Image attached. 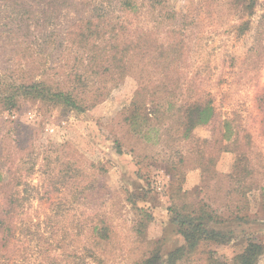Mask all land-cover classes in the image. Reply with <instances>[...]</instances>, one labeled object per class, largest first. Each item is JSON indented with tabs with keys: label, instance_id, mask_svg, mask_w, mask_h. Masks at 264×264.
I'll return each instance as SVG.
<instances>
[{
	"label": "rangeland",
	"instance_id": "374dc122",
	"mask_svg": "<svg viewBox=\"0 0 264 264\" xmlns=\"http://www.w3.org/2000/svg\"><path fill=\"white\" fill-rule=\"evenodd\" d=\"M143 1L129 8L122 0H0V204L11 223L8 237L0 234V264H141L156 252L166 256L184 244L170 207L202 197L218 213L237 206L251 220L218 225L232 235L229 244L204 242L177 264H232L250 242L264 246V0L250 10L245 0ZM174 40L179 55L153 59L146 71L150 59L139 47L163 52ZM130 43L142 72L103 69ZM75 78L87 95L106 94L84 113L16 91L41 81L57 89ZM150 83L158 98L173 93L184 108L210 102L214 118L183 140L171 116L162 132L171 127L169 136H178L165 133L161 145L147 142L146 129L130 133L126 111ZM200 152L215 161L207 193L194 163ZM170 159L186 167L173 175ZM255 264H264V250Z\"/></svg>",
	"mask_w": 264,
	"mask_h": 264
},
{
	"label": "trees",
	"instance_id": "16d2710c",
	"mask_svg": "<svg viewBox=\"0 0 264 264\" xmlns=\"http://www.w3.org/2000/svg\"><path fill=\"white\" fill-rule=\"evenodd\" d=\"M157 1L158 2L153 0H145L143 3L146 4L148 2H152V5H157L160 3V0ZM245 1L249 4V6H246V9H252L253 5L255 4V0ZM121 6L132 8L134 4L132 0H122ZM79 32L80 34H78L77 37H85L83 28H80ZM169 32L172 34H178L175 29L171 31L169 30ZM173 39V37H170V40ZM134 48H136V46H133L132 43L126 45L125 48L123 47L121 52L119 49L115 48L116 52L112 54L108 66L105 68L103 67V69L110 67V70L118 71L117 74L120 77L127 75L130 72L133 73V69L138 68L132 62V50ZM139 48L143 58L148 56L150 59L149 61L145 62L146 64H144L146 71H148V65H153V59H162L164 57L169 59V54L171 55L172 53H177L179 55L181 52L180 42H176L175 40L170 43L168 50L161 48L163 52H159V49H155L152 44H146ZM120 53H122L121 56H119ZM90 61L96 64L98 62V55L94 54L90 58ZM91 67H93V65ZM142 68L143 67L138 68L140 72H142ZM101 70L102 68L97 67L95 73L99 74V71ZM101 82L106 83L105 80ZM82 83L83 81H81V78H75L69 83V85L62 84L58 86L59 88L54 89L51 88L46 82L41 81L29 86H19L16 91L26 96L53 101L55 103L57 102L63 104L67 108H72L78 112L84 113L93 107V105L96 104V102H98L101 98L105 97L106 94L101 95L98 93L89 96L87 95L88 92L85 90H79L80 87H83ZM160 85L164 86V84ZM101 88L103 89V87ZM157 93L158 86H154L151 83L142 85V87L135 93L129 111H126V115L124 116V122L128 125L130 133L141 137L143 129H146L149 132L144 136L147 142L151 143L152 139H154L155 143H159L160 145L164 144L165 133H167V136L169 139H172V141L175 140V137L178 135H180L181 139L187 140L192 136L190 133L191 130L193 131L200 125L208 124L214 118V109L210 102H192V104H189L184 108V106H178L176 104V97L173 93H168L161 98L157 97ZM10 100L11 98L4 99L6 103ZM148 104H153V108H155L152 109V113L147 112ZM171 116H177V122L179 123V129L181 132L179 134L175 133L169 136L171 127H168L163 133L162 131L164 128H162V125L163 121L169 120ZM228 124L229 123H226L224 128H229ZM224 136L225 135L223 134V138ZM121 145L122 143L119 140L115 141V152L117 156L123 155V151L120 150ZM162 146L164 147V145ZM171 146L173 147L172 152L175 154V147L172 144ZM194 157V163H196V165H198L202 170L201 191H205L207 193L208 184L216 172L214 166L215 161L213 158L206 157L202 152L195 154ZM171 163V172L174 173H172L173 175L178 174L177 172L180 171V166L186 167L182 164H178V167L177 163L173 160H171ZM181 187H176L177 193L182 192ZM246 191H248V188H245L241 191V196L245 194ZM187 194L189 193L185 191L182 193V196ZM205 199V197L191 198L182 205L177 204L174 201L173 205L169 209V213L171 215L170 222L175 227L178 234L183 238L184 244L177 247L166 256L156 252L141 264H177L178 262L191 258L195 253L199 252L198 250L204 242L212 243L214 245L229 244L232 240V235L218 229L217 226L231 223L248 224L251 220L250 216L240 214V208L237 206L234 208L229 207L230 210L226 213H218L217 210L211 206V203H207ZM9 214L10 210L5 205L0 204V234L5 238L8 237V234L11 231ZM106 231L107 230L105 228L100 230V232ZM263 250V244L260 245L250 242L246 247V250L239 257H237L232 264H255L257 257L262 253ZM202 254H204V252ZM208 255L212 258L213 254L210 252V250ZM212 264H218L217 260L216 262L212 261Z\"/></svg>",
	"mask_w": 264,
	"mask_h": 264
}]
</instances>
